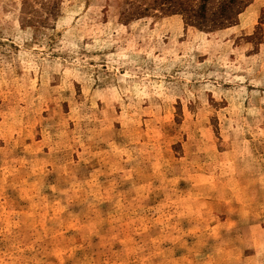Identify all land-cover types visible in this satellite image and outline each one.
<instances>
[{
  "label": "rangeland",
  "instance_id": "rangeland-1",
  "mask_svg": "<svg viewBox=\"0 0 264 264\" xmlns=\"http://www.w3.org/2000/svg\"><path fill=\"white\" fill-rule=\"evenodd\" d=\"M124 2L0 0V264H264V0Z\"/></svg>",
  "mask_w": 264,
  "mask_h": 264
},
{
  "label": "trees",
  "instance_id": "trees-1",
  "mask_svg": "<svg viewBox=\"0 0 264 264\" xmlns=\"http://www.w3.org/2000/svg\"><path fill=\"white\" fill-rule=\"evenodd\" d=\"M211 1L199 0L200 4L195 5V0H125L122 15L128 19L135 15L152 13L158 9L163 13L182 12L192 21L196 18L204 19L206 17L205 12ZM236 1L238 0H222L219 13H214L210 18L213 24L221 25L229 20L231 16L227 15V11Z\"/></svg>",
  "mask_w": 264,
  "mask_h": 264
}]
</instances>
